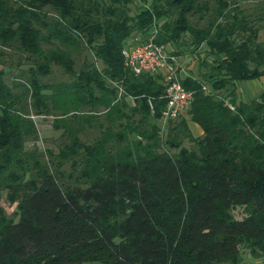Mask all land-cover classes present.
<instances>
[{
    "label": "trees",
    "instance_id": "obj_1",
    "mask_svg": "<svg viewBox=\"0 0 264 264\" xmlns=\"http://www.w3.org/2000/svg\"><path fill=\"white\" fill-rule=\"evenodd\" d=\"M153 26L164 47L210 57L201 80L180 78L191 99L165 132L160 75L120 51ZM260 29L264 0L254 16L237 0H0V193L14 204L0 206V264L264 263V83L248 100L234 87L264 76ZM51 65L65 78L46 80ZM31 115L51 116L55 151L25 148Z\"/></svg>",
    "mask_w": 264,
    "mask_h": 264
},
{
    "label": "rangeland",
    "instance_id": "obj_2",
    "mask_svg": "<svg viewBox=\"0 0 264 264\" xmlns=\"http://www.w3.org/2000/svg\"><path fill=\"white\" fill-rule=\"evenodd\" d=\"M238 6H240L244 12L250 14L251 16H254L259 11V8L261 6L262 0H237ZM133 11V8L131 9ZM263 30H259V38L263 37ZM165 47L167 50H173L176 51V53L170 51L173 54L178 55L180 65L181 67L186 71L187 74H189L191 77L196 78L198 80H201L200 77V71H202V68H199L198 66V60L201 58H205L206 62H209V56L205 55L203 52V46L196 48L195 50L190 49V46H187L184 43H180L179 45H170L165 44ZM83 51H80L75 56V67H77L80 62L82 61V58L84 57ZM87 58H90V54L87 53L85 55ZM199 58V59H198ZM25 64V63H24ZM96 65L99 67L100 63L99 61H96ZM25 65H23L24 67ZM15 68L14 63L7 64L4 62V69L6 72L4 73V79L7 82H10L12 75H17V69ZM52 71L51 73L46 77V80L48 81H56L62 78H65V74L58 66L51 65ZM264 83V76H258L253 78H245V79H238L234 81V87H235V93H236V99L238 100H248L250 98L256 97L258 93L262 90ZM186 112L182 113L180 116H185ZM32 120L34 121L35 127L37 129V138L35 140H27L24 144L26 149L35 148L40 152H43L45 149H50L55 151V148L57 144L59 143L58 134L59 131H56V129H53L50 125L51 116H36L31 115ZM174 119V118H173ZM176 120V118L174 119ZM155 122L160 125V127L165 132V126H166V120L163 118L155 120ZM187 127L189 129L190 134L193 137H197L201 134L200 127L193 121L187 120ZM94 133V131L88 132L86 136H82V138H91V135ZM182 144L186 147H192L193 144L191 142L184 139L182 141ZM169 151H173V149H170ZM0 206L4 209L6 214H10L13 211L14 204H8L7 201L4 198V192L0 193ZM231 214L234 218H240L242 215V211L240 207H236L231 211ZM241 257L243 259L244 263H262L263 262L259 259H251L247 252L245 250H241L240 252ZM263 259V258H262ZM85 264H100L97 262L92 263H85Z\"/></svg>",
    "mask_w": 264,
    "mask_h": 264
},
{
    "label": "built area",
    "instance_id": "obj_3",
    "mask_svg": "<svg viewBox=\"0 0 264 264\" xmlns=\"http://www.w3.org/2000/svg\"><path fill=\"white\" fill-rule=\"evenodd\" d=\"M154 26L144 33L131 35L121 48L123 64L132 73L159 74L164 84L165 104L161 118H176L185 112L192 92L180 83L183 71L178 55L154 41ZM151 109V103L148 100ZM262 264V263H253ZM264 264V263H263Z\"/></svg>",
    "mask_w": 264,
    "mask_h": 264
},
{
    "label": "crops",
    "instance_id": "obj_4",
    "mask_svg": "<svg viewBox=\"0 0 264 264\" xmlns=\"http://www.w3.org/2000/svg\"><path fill=\"white\" fill-rule=\"evenodd\" d=\"M182 69H183V68H182ZM185 74H187V73H186V71L183 69L181 75L183 76V75H185ZM185 116H186V114H185Z\"/></svg>",
    "mask_w": 264,
    "mask_h": 264
}]
</instances>
